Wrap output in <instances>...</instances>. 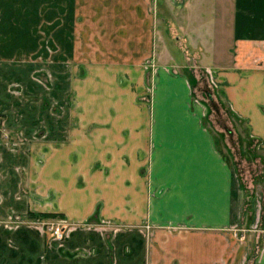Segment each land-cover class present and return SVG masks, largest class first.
<instances>
[{
  "label": "crops",
  "instance_id": "1",
  "mask_svg": "<svg viewBox=\"0 0 264 264\" xmlns=\"http://www.w3.org/2000/svg\"><path fill=\"white\" fill-rule=\"evenodd\" d=\"M213 116L264 142V0H0V264H264Z\"/></svg>",
  "mask_w": 264,
  "mask_h": 264
},
{
  "label": "rangeland",
  "instance_id": "2",
  "mask_svg": "<svg viewBox=\"0 0 264 264\" xmlns=\"http://www.w3.org/2000/svg\"><path fill=\"white\" fill-rule=\"evenodd\" d=\"M214 117L215 121L206 123L211 130L219 132L230 126L241 134L240 141L237 138H223L219 133L217 138L223 157L233 167L236 189L241 195L238 206L240 221L235 228L240 230L239 233L253 246L252 243L256 241L254 235L264 230V142L249 137L248 128L244 123L232 122V128L231 124L226 122L225 116H220L219 120ZM44 223L47 224H40H43V228L51 233L54 239L56 238L52 232L57 228L64 229L66 238V228L62 222L53 220Z\"/></svg>",
  "mask_w": 264,
  "mask_h": 264
},
{
  "label": "built area",
  "instance_id": "3",
  "mask_svg": "<svg viewBox=\"0 0 264 264\" xmlns=\"http://www.w3.org/2000/svg\"><path fill=\"white\" fill-rule=\"evenodd\" d=\"M174 2H182L183 0H173ZM4 122L0 118V130L3 128ZM6 138H9L8 136ZM53 235L58 241H62L65 238L64 229L57 228L56 230H53Z\"/></svg>",
  "mask_w": 264,
  "mask_h": 264
},
{
  "label": "trees",
  "instance_id": "4",
  "mask_svg": "<svg viewBox=\"0 0 264 264\" xmlns=\"http://www.w3.org/2000/svg\"><path fill=\"white\" fill-rule=\"evenodd\" d=\"M41 217H43V218H54V217H56L55 215H46V214H43V215H40ZM32 218H33V216H32Z\"/></svg>",
  "mask_w": 264,
  "mask_h": 264
}]
</instances>
